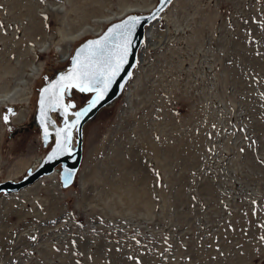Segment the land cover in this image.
I'll return each mask as SVG.
<instances>
[{
    "label": "rangeland",
    "instance_id": "374dc122",
    "mask_svg": "<svg viewBox=\"0 0 264 264\" xmlns=\"http://www.w3.org/2000/svg\"><path fill=\"white\" fill-rule=\"evenodd\" d=\"M155 1L0 0V177L25 143L33 161L44 153L38 89L92 36L83 29ZM263 27L264 0H174L148 28L131 88L85 125L75 182L0 197V264H264V97L252 92ZM225 99L234 128L214 160L195 113L222 116Z\"/></svg>",
    "mask_w": 264,
    "mask_h": 264
},
{
    "label": "water",
    "instance_id": "95a60500",
    "mask_svg": "<svg viewBox=\"0 0 264 264\" xmlns=\"http://www.w3.org/2000/svg\"><path fill=\"white\" fill-rule=\"evenodd\" d=\"M174 0H158L155 6L147 12H130L119 18L110 22L101 33L89 36L82 40L79 44H77L72 52V55L69 59V63L57 69L53 76L43 82V84L38 89V97L37 104L34 112V116L32 119V125L35 128H40L41 130V138H42V147L43 149H47L48 145L54 139L55 142L50 149H48L38 161V164L34 166H30L26 173L21 178L12 179L11 177L0 180V197L2 195H11L14 193H19L21 190L26 188L29 185H32L39 181L41 178L46 177L54 173L55 165L59 162H62L64 168L60 171L59 177L60 182L62 183L63 188H68L71 186L77 176V171L80 166L83 157V142H84V127L85 125L94 119L99 112L106 106L112 105L115 101L120 98L126 88L128 82L130 81L134 69L140 60V50L143 44L146 42L147 30L148 27L172 4ZM139 18L138 22L135 24V27L131 34V46L129 48V54L127 56L126 62L122 66L121 71L114 78L113 83L109 87L108 91L105 93L102 100H100L94 107L89 110V104L95 97V92H80L77 88L68 89L64 93L63 102L65 104H73L74 107L68 110L67 116L64 115L62 110L49 111L48 117L50 121H54L55 123L49 122L47 124L49 136L48 139L44 138V125L41 123V99L45 96L44 89L50 88L53 83L59 80L62 75H67L74 67V58L77 56L78 52L82 49L88 47L90 41L98 40L104 37L109 29L114 28V26L124 23L125 21H129V18ZM78 91L80 94L88 95L87 99L77 107V101L73 98V92ZM81 110H85V114L80 118L79 124L75 127L78 130V146L72 147V151L70 153H66L62 156L57 157L56 159L49 160L48 156L53 151L56 143V130L59 128H63L65 126L66 121L71 123L76 120L75 113L80 112ZM57 117L61 120L62 124H58ZM75 128L71 129L72 138L73 131ZM71 138V143H72ZM67 160H71L72 163L67 165ZM68 172H71L70 182L65 185V180L67 178Z\"/></svg>",
    "mask_w": 264,
    "mask_h": 264
},
{
    "label": "snow or ice",
    "instance_id": "6c2138e0",
    "mask_svg": "<svg viewBox=\"0 0 264 264\" xmlns=\"http://www.w3.org/2000/svg\"><path fill=\"white\" fill-rule=\"evenodd\" d=\"M139 18H129L122 24L109 29L102 38L90 41L87 48L78 52L74 58V67L67 74L62 75L50 88L44 89L45 96L41 99V123L44 125V138L48 139L49 132L47 124L50 121L49 111L62 110L67 116L68 110L73 104L63 102L64 93L68 89L77 88L80 92H95L94 99L89 104V110L103 99L105 93L113 83L114 78L121 71L126 62L131 46V34ZM85 110L76 112V120L68 123L63 128L56 130V143L53 151L48 156L49 160L56 159L72 151L71 129L77 127ZM7 120V116H5ZM71 172H68L65 185L70 182ZM264 239V237H262Z\"/></svg>",
    "mask_w": 264,
    "mask_h": 264
},
{
    "label": "built area",
    "instance_id": "2783aa9c",
    "mask_svg": "<svg viewBox=\"0 0 264 264\" xmlns=\"http://www.w3.org/2000/svg\"><path fill=\"white\" fill-rule=\"evenodd\" d=\"M255 46L256 48H258L260 53V56L258 57L260 58L259 62L264 63V32L259 36V40L256 41ZM255 80H257V85L253 88L252 92L256 93L259 96L264 97V72L260 71V74L257 73V78ZM132 84L133 81L131 80L128 85V88L125 91V95L127 91L131 88ZM228 112H229L228 103L225 99L223 102L222 116L220 115L216 117L213 111L211 110L207 111L204 108H201L200 106H198L195 113L196 115L195 126H196L198 141L203 139L204 147L207 153L214 160L218 158H222V156L227 153L226 151L228 149V146H230L228 143H229V138H231V132H233L234 126L231 123L229 124ZM160 116L164 118L163 112H160ZM232 140H230V142ZM247 141H249V138H245V143H247ZM256 142H258L257 139H253V140L250 139L251 144L254 145L256 144ZM259 150H260V144H259ZM261 157L264 158V156ZM61 190L62 189H60L59 191Z\"/></svg>",
    "mask_w": 264,
    "mask_h": 264
},
{
    "label": "bare ground",
    "instance_id": "6f19581e",
    "mask_svg": "<svg viewBox=\"0 0 264 264\" xmlns=\"http://www.w3.org/2000/svg\"><path fill=\"white\" fill-rule=\"evenodd\" d=\"M157 0L151 4H148L146 6H131V7H127L125 8L123 11H121V13H119L118 15H111L110 17H107L106 19H104L103 21L105 22V24H108L114 20H117L119 18H122L123 16H125L126 14L130 13V12H147V11H150L156 4ZM105 24H102L100 25L98 28H94L92 26H88L86 28L83 29V32L80 34L81 36H77V37H81V38H84L85 36H87L88 34H91V35H95V34H99L102 29L105 27ZM150 27V26H149ZM150 35V29L147 30V37H149ZM146 37V39H147ZM79 38H76V39H79ZM80 38V39H81ZM72 53V48H70L69 50H67V54H68V58L70 57ZM40 66V65H39ZM33 71H32V74H36L37 76L42 72V67H37V66H33ZM24 92L26 93V91L24 90ZM23 92V93H24ZM16 94L13 95H10L8 96V100H16V99H19V102H21V104H24L25 102H27L29 100V96L27 97H23L24 95L22 94V96L19 94V96H15ZM26 96V95H25ZM28 103V102H27ZM16 116H17V120L16 121H23L24 119H26V116H27V112L24 111V108L20 109L17 113H16ZM38 159L35 158L34 160V163L33 165H36L38 164ZM53 177H55V181L57 180L56 179V175L55 174H51V175H48L46 177H43L42 179L40 180H46V179H53ZM56 183V182H55ZM34 185V184H32ZM27 188V187H26ZM69 188V187H68ZM25 189V188H24ZM23 189V190H24ZM67 189V188H66ZM23 190H21L20 192H22ZM19 192V193H20ZM1 199V198H0Z\"/></svg>",
    "mask_w": 264,
    "mask_h": 264
},
{
    "label": "crops",
    "instance_id": "0c3cea01",
    "mask_svg": "<svg viewBox=\"0 0 264 264\" xmlns=\"http://www.w3.org/2000/svg\"><path fill=\"white\" fill-rule=\"evenodd\" d=\"M18 154L19 155L14 157V160L11 162L7 174L5 176H1L0 180L8 178V177H11L12 179L20 178L26 173V170L31 165H33L34 161H33V155H32L33 153H32L31 141L29 143H25L23 151H21L20 153L18 152ZM7 157H8V155H3V154L0 156V167H2L3 164L6 162V159H2V158H7ZM7 162H8V160H7ZM53 179H55V178H53ZM34 185H38V184H34ZM32 186H28L19 194L21 196L27 194L30 191V189L31 190L33 189ZM15 195H13V196H15ZM5 199H6V197H5Z\"/></svg>",
    "mask_w": 264,
    "mask_h": 264
},
{
    "label": "flooded vegetation",
    "instance_id": "af4514ba",
    "mask_svg": "<svg viewBox=\"0 0 264 264\" xmlns=\"http://www.w3.org/2000/svg\"><path fill=\"white\" fill-rule=\"evenodd\" d=\"M57 122H58V124H62V122H61V120L57 117ZM38 132H39V134H40V136H41V130H40V128H38ZM78 136H79V134H78V130L75 128L74 129V131H73V138H72V143H71V146L72 147H77L78 146V142H77V139H78ZM84 140H85V127H84ZM54 142H55V140L53 139L52 141H51V143L48 145V147H47V149H45L46 151L48 150V149H50L51 147H52V145L54 144ZM85 142V141H84ZM83 142V157H82V161H81V163H80V166H79V168H78V171H77V174L80 172V170H81V168H82V165H83V161H84V155H85V143ZM42 145V144H41ZM41 157V156H40ZM39 157V158H40ZM39 158H37L38 160H39ZM72 163V161L71 160H67V165H69V164H71ZM55 171L59 174L60 173V171L64 168V166H63V164H62V162H59V163H57L56 165H55Z\"/></svg>",
    "mask_w": 264,
    "mask_h": 264
}]
</instances>
